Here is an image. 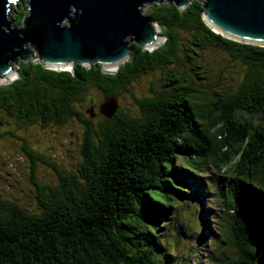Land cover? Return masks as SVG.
Masks as SVG:
<instances>
[{
    "label": "trees",
    "instance_id": "trees-1",
    "mask_svg": "<svg viewBox=\"0 0 264 264\" xmlns=\"http://www.w3.org/2000/svg\"><path fill=\"white\" fill-rule=\"evenodd\" d=\"M203 13L201 0L185 9L149 3L145 15L165 41L145 50L131 42L130 59L115 72L99 63L55 69L21 59L18 76L0 82L5 133H14L11 122L84 127L75 170L52 164L56 185L37 176L49 157L23 145L38 204L0 194V264H177L178 242L193 236L184 261L206 242L209 215L219 230H211L212 264H264V46L224 36ZM26 14L25 4L11 13L19 26ZM232 64L243 76L234 70L240 82L225 88ZM158 71L144 96L132 92ZM91 89L104 101L118 98L111 118L96 121L100 110L85 104ZM125 97L136 112L119 103ZM209 190L214 204L194 214L198 224L182 221L181 210L203 203Z\"/></svg>",
    "mask_w": 264,
    "mask_h": 264
},
{
    "label": "water",
    "instance_id": "water-1",
    "mask_svg": "<svg viewBox=\"0 0 264 264\" xmlns=\"http://www.w3.org/2000/svg\"><path fill=\"white\" fill-rule=\"evenodd\" d=\"M173 2L185 9L191 0H0V82L18 76L14 63L31 59L55 69L99 63L116 71L131 57L130 43L154 48L163 39L157 21L143 12L151 2ZM27 2L23 25L11 9ZM206 23L224 36L264 46V0H201ZM116 96L100 105L111 118ZM95 116L94 108L89 109Z\"/></svg>",
    "mask_w": 264,
    "mask_h": 264
},
{
    "label": "rangeland",
    "instance_id": "rangeland-1",
    "mask_svg": "<svg viewBox=\"0 0 264 264\" xmlns=\"http://www.w3.org/2000/svg\"><path fill=\"white\" fill-rule=\"evenodd\" d=\"M28 5L27 2L23 3ZM149 4H146L143 7V12L148 9ZM14 9H11V13L14 14ZM161 33V32H160ZM165 41V37H163L162 42L159 44L162 45ZM21 59L18 60V64L14 63L15 67L20 66ZM221 64L224 59H220ZM207 66H210L212 60L208 58ZM233 65V78L225 79V82L222 85L225 88H233L235 87L240 80L237 79V75L234 70L243 69L240 68L237 64ZM214 73H218L217 65L213 66ZM161 71H158L157 74H153L152 76L144 77L137 81L132 86V92H134L137 96H144L147 92L146 86L150 79H155L160 77ZM17 76L14 75L11 79L8 80L10 82L12 79H15ZM242 80V78H240ZM131 99L125 97L119 103L122 106H125L128 111L136 112L135 107L130 104ZM95 104L96 112L100 110V105L104 103L101 94H99L95 89L89 90L85 98V104L88 106L90 104ZM80 109L84 111V109L79 105ZM96 121L100 122L105 118L103 114H98L95 116ZM10 130H12L13 134L5 133L6 129L3 125L0 127V131L4 133L3 137H0V194L5 197L13 198L19 200L26 207L34 209L37 206V199L35 197V192L33 190V184L30 178L29 171V157L23 149V145L27 143L31 148H33L36 152L41 155H45L49 157V165L48 164H40L37 170V176L40 181L49 185H56L59 183V176L57 175L56 169L52 164H60L62 168L65 170H75L77 163L81 157V137L83 135L84 127L77 124L76 121L72 120L65 124L56 125H42L40 123H32V124H21L17 126L14 122L9 124ZM79 135V139H76V136ZM224 172V169H222ZM229 174V172L227 173ZM211 176L214 175V172L211 171ZM217 177V176H215ZM212 192L210 191L206 197V204L204 206L205 213L208 212L209 209L213 206L214 202L212 200ZM182 215L180 217L182 221H191L194 222V207L186 206L182 210ZM217 215L215 211H211ZM216 219H211V226L215 230L214 232H219L216 229L217 225ZM192 225V224H190ZM193 227V226H192ZM172 240V237L169 239ZM211 237H207L205 243H201L200 241L197 243V248L195 256L188 260H182V257L186 255L191 239L187 238L182 239V242H178L177 249L179 254L174 253L171 254V259L175 258L174 261L177 264H212L210 261V256L213 254V249L211 247ZM175 263V262H174Z\"/></svg>",
    "mask_w": 264,
    "mask_h": 264
},
{
    "label": "clouds",
    "instance_id": "clouds-1",
    "mask_svg": "<svg viewBox=\"0 0 264 264\" xmlns=\"http://www.w3.org/2000/svg\"><path fill=\"white\" fill-rule=\"evenodd\" d=\"M211 176V175H210ZM209 180H210V178L208 179L207 177H205V183H209ZM207 189H208V187L207 186H205V190L207 191ZM210 191V190H209ZM205 192V191H204ZM203 193V192H202ZM208 193V192H207ZM203 195V194H202ZM208 195V194H207ZM206 195V196H207ZM206 196H205V200H204V202H205V204H206ZM204 202L203 203H197V204H195V202H190L191 203V207H194V209H195V212L196 213H199L200 211H205V208H204V206L205 205H203L204 204ZM210 210V209H209ZM201 217H204V214L203 215H201ZM215 219L216 217H213V215H209L208 216V221H209V225H210V229L212 230V232L213 233H215L214 231V229L212 228V226H211V219ZM194 219V222L195 223H197L198 224V222H199V219L197 218V217H194L193 218ZM185 222H188V221H185ZM201 222V226L202 227H204L203 226V220H201L200 221ZM188 224V223H187ZM188 226H192V225H188ZM208 226V225H207ZM194 228V227H193ZM207 230V229H206ZM211 230L207 233L208 234V236L209 237H211V240H213V237H214V235H213V233L211 234ZM192 235H193V232H192ZM207 236V237H208ZM207 237H206V240H207ZM193 238V236H191L190 238H187L188 240L189 239H192ZM211 242V241H210ZM189 252H190V250L188 249V251H187V253L189 254ZM195 256V255H194Z\"/></svg>",
    "mask_w": 264,
    "mask_h": 264
},
{
    "label": "flooded vegetation",
    "instance_id": "flooded-vegetation-1",
    "mask_svg": "<svg viewBox=\"0 0 264 264\" xmlns=\"http://www.w3.org/2000/svg\"><path fill=\"white\" fill-rule=\"evenodd\" d=\"M16 69H17V67H15ZM5 82H8V80L7 81H5Z\"/></svg>",
    "mask_w": 264,
    "mask_h": 264
}]
</instances>
